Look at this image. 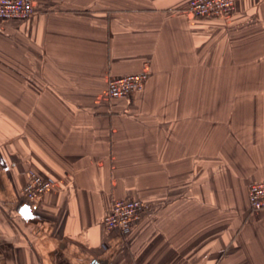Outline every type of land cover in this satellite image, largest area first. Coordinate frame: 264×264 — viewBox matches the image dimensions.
<instances>
[{
    "label": "crops",
    "instance_id": "0c3cea01",
    "mask_svg": "<svg viewBox=\"0 0 264 264\" xmlns=\"http://www.w3.org/2000/svg\"><path fill=\"white\" fill-rule=\"evenodd\" d=\"M31 1L32 17L0 22V264H264L249 204L264 0L228 19L193 17L191 0ZM174 69H242L259 94L229 78L233 96L168 97ZM144 71L142 91L108 97L110 78ZM31 173L55 182L40 202L22 194ZM122 199L146 205L126 238L103 225Z\"/></svg>",
    "mask_w": 264,
    "mask_h": 264
},
{
    "label": "built area",
    "instance_id": "2783aa9c",
    "mask_svg": "<svg viewBox=\"0 0 264 264\" xmlns=\"http://www.w3.org/2000/svg\"><path fill=\"white\" fill-rule=\"evenodd\" d=\"M236 3L237 0H191L187 12L197 18L228 19L237 12ZM34 13L31 0H0V22L27 20ZM149 78V71L113 77L108 81L107 95L110 99H128L142 91ZM54 184L51 179L31 173L22 194L29 202H40ZM249 203L254 211L264 210V181L250 185ZM145 212L146 205L141 200H116L109 206L103 225L106 230L118 231L126 238L142 221Z\"/></svg>",
    "mask_w": 264,
    "mask_h": 264
},
{
    "label": "rangeland",
    "instance_id": "374dc122",
    "mask_svg": "<svg viewBox=\"0 0 264 264\" xmlns=\"http://www.w3.org/2000/svg\"><path fill=\"white\" fill-rule=\"evenodd\" d=\"M247 70H245V73ZM229 78L231 80L234 78L236 83L239 84L236 91L237 96H245L246 93L250 92L244 89L248 84L253 87L252 91L255 95L259 94H256L257 90L254 88L255 82H257L256 76H245L242 69H235V72L230 75L228 69H174L173 73H170L168 81L173 83L179 82L182 88H177L176 85L172 88L174 85L169 84L168 97L195 98L201 96L206 99H211L214 97L233 96L234 90L229 89ZM188 83H194L193 88L185 86ZM197 83L203 84V89H197ZM218 84L221 85V90L215 88Z\"/></svg>",
    "mask_w": 264,
    "mask_h": 264
}]
</instances>
